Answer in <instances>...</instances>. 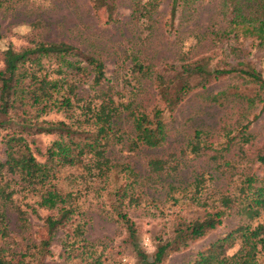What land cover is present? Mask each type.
I'll use <instances>...</instances> for the list:
<instances>
[{
	"label": "trees",
	"instance_id": "16d2710c",
	"mask_svg": "<svg viewBox=\"0 0 264 264\" xmlns=\"http://www.w3.org/2000/svg\"><path fill=\"white\" fill-rule=\"evenodd\" d=\"M18 1L0 0V10L11 9ZM198 1L171 0L170 21L174 20L181 7L194 5ZM240 1L229 0L235 13L232 20L235 27H241L244 34L264 46V0H244L252 7L249 8L252 14L247 18L242 17ZM117 5L118 0H91L94 13L105 11L107 26L118 21ZM156 6V0H148L142 7L145 17ZM3 36L0 25V41ZM242 66L209 68L208 64L195 61L180 65L168 63L161 70H155L151 64L133 58L129 70L131 79L137 83L141 79L152 80L154 87V104L147 110L136 102V93H139L137 87H132L134 93H130L127 101H121L120 94L115 93L114 87L106 82L104 61L67 42L30 39L27 45L20 48H15L11 43L0 48V135L5 132L1 138L5 160L0 161V238L9 235L6 209L13 203L10 188L13 181L4 180L6 174L12 178L18 177L28 192L38 196V209L55 212L45 220L52 233L54 229L72 222L80 210L76 194L62 191L53 182L57 167H81L89 178L107 180L113 170L118 169L108 157L112 147L161 148L167 138L164 114H174L189 95L205 90L215 81L235 73L257 89L250 97L238 98L247 106L253 108L261 104L264 109V78L249 64ZM84 83H89L91 92L80 96L78 90ZM223 97L229 98L226 92H221L209 97V101L223 105ZM159 104L163 108L156 117L154 110ZM50 114H62L66 120H46L45 117ZM121 121L126 127L120 126ZM250 126L251 122L247 119L237 120L233 127L223 123L220 128V135L222 133L223 136L218 144L206 131L194 132L193 141L187 148L190 154L200 156L211 153L210 160L218 169L242 171L237 173L235 180V175L230 176L229 180L234 181L233 188L217 192L212 201L208 191L212 188L214 177L209 172L197 174L185 186L168 185L164 198V203L169 204L166 210L181 203L196 207L200 214L188 220L180 217L181 211L177 212L172 225L173 238L159 242L152 257L139 248L137 226L127 211L138 208L142 203V195H137V174L128 166H120L126 183L115 190L110 213L114 221L125 229L129 246L140 264H164L169 253L186 250L190 244L205 238L220 227L233 210L244 219V223L238 224L183 264L264 262V219L258 222L260 216L264 215V152L258 151L254 156L260 174L244 166L245 147H252L254 142ZM35 135H52L56 139L42 152L32 149L28 142V137ZM233 148H237L240 161L232 165L226 155ZM148 168L153 174H161L176 171L177 165L167 158H152L148 161ZM158 201L151 199L150 203L155 206L160 203ZM15 209L19 221L25 223V212L18 207ZM32 211L37 214L35 208ZM83 235L84 228L77 222L65 242L67 261L106 264L108 257H105L104 248L99 252L98 247L84 239ZM235 246H238L235 253L225 255L228 249ZM15 257L23 264L26 254L5 255L0 248V264H16Z\"/></svg>",
	"mask_w": 264,
	"mask_h": 264
},
{
	"label": "rangeland",
	"instance_id": "374dc122",
	"mask_svg": "<svg viewBox=\"0 0 264 264\" xmlns=\"http://www.w3.org/2000/svg\"><path fill=\"white\" fill-rule=\"evenodd\" d=\"M147 1L118 0V21L107 26L105 11L94 13L91 0H20L11 9L0 10V25L4 35L0 48L9 43L20 48L27 45L30 39L67 42L104 61L106 82L114 87L115 93L120 94L121 101H127L133 92L132 87H137L139 93H136V102L147 110L154 104V87L152 80L141 79L137 83L131 79L129 70L133 58L151 64L155 70H161L168 63L180 65L182 62L195 61L206 63L209 68H241L249 64L264 78V46L244 34L241 27H235L232 21L235 13L229 0H199L194 5L181 7L173 21H170L171 0H156L158 6L145 17L142 7ZM239 6L244 15L242 17L247 18L252 14L249 9L251 5L245 4L244 0L240 1ZM236 75L239 74L229 75L215 81L205 90L189 95L174 114L165 113L167 138L161 148L112 147L108 157L118 169L113 170L107 180L89 178L81 167H57L53 182L62 191L76 194L80 210L72 222L54 229L52 233L45 220L55 212L38 209V196L28 192L18 177L12 178L6 174L4 180L13 181L10 183L13 203L6 209L9 235L0 238V248L5 255L24 253L26 257L23 264H76L77 260L67 261L65 244L75 224L80 222L84 228L83 238L95 244L99 252L104 248L105 257H108L106 264H140L129 246L125 229L114 221L110 213L115 190L126 183L120 166H128L137 174V195H142L143 199L138 208H129L127 211L137 226L139 248L152 257L159 242L173 238L172 225L177 212L181 211L180 217L188 220L200 214L196 207L181 203L166 210L169 204L164 203V198L168 185L185 186L197 174L209 172L214 177L213 189L208 191L212 201L217 192L232 189L234 181L229 180L230 176L235 175V180L237 173L242 171L218 169L210 160L211 153L200 156L190 154L187 148L193 141L194 132L198 130L206 131L212 141L218 144L223 136L222 133L220 135L223 123L233 127L237 120L247 119L251 122L249 131L254 136V142L252 147H245L243 162L251 171L260 174L254 156L258 151L264 152V109L261 104L253 108L247 106L238 98L250 97L257 89ZM129 81L130 84H127ZM84 84L78 90L80 96L91 92L89 83ZM221 92H226L229 97H223V105L209 101V97ZM162 108L161 104L155 107L156 117ZM45 119L66 120L62 114H50ZM119 124L126 127L123 121ZM4 134L2 132L0 135L1 162L5 160L1 143ZM55 139L52 135H35L28 137V142L32 149L44 152ZM237 151V148H233L226 155L232 165L240 161ZM152 158H167L177 165V169L174 172L153 174L148 168V161ZM151 199L159 200L160 203L154 206L150 203ZM16 207L25 212V223L19 221ZM32 208L37 210V214L33 213ZM263 219L264 215L260 216L258 222ZM242 223L244 219L233 210L222 225L205 238L190 244L186 250L169 253L164 264L190 261L197 252ZM237 249L238 246L230 248L225 255L231 256ZM14 262L22 264L18 257H15ZM260 264L264 262L260 261Z\"/></svg>",
	"mask_w": 264,
	"mask_h": 264
}]
</instances>
